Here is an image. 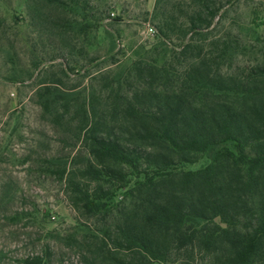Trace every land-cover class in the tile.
Listing matches in <instances>:
<instances>
[{"label":"trees","instance_id":"obj_1","mask_svg":"<svg viewBox=\"0 0 264 264\" xmlns=\"http://www.w3.org/2000/svg\"><path fill=\"white\" fill-rule=\"evenodd\" d=\"M25 1L38 36L74 68L98 59L89 0ZM184 1L152 13L158 60L96 70L83 98L54 78L35 91L45 119L79 144L42 166L94 226L77 231L83 264H264V36L234 32V0ZM203 156L204 167L181 168Z\"/></svg>","mask_w":264,"mask_h":264},{"label":"rangeland","instance_id":"obj_2","mask_svg":"<svg viewBox=\"0 0 264 264\" xmlns=\"http://www.w3.org/2000/svg\"><path fill=\"white\" fill-rule=\"evenodd\" d=\"M157 1L89 0L101 21L89 35L87 49L98 59L78 71L54 43L38 36L25 0H0V264H23L33 256L45 264H83L77 231L94 226L72 208L64 181L42 166L48 156L71 158L79 144L71 145V128L63 134L45 119L34 94L41 80L54 78L60 89L83 98L96 70L158 60L164 47L152 13L185 1ZM226 17L234 32L245 27L264 36L260 0H234ZM170 42L179 44L174 38ZM61 64H67L65 71ZM208 163L203 156L181 168L197 170Z\"/></svg>","mask_w":264,"mask_h":264}]
</instances>
